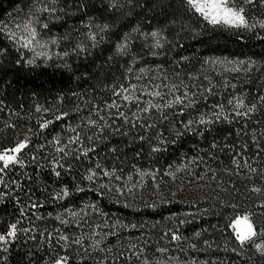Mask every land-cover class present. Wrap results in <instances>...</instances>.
<instances>
[{
  "label": "trees",
  "instance_id": "16d2710c",
  "mask_svg": "<svg viewBox=\"0 0 264 264\" xmlns=\"http://www.w3.org/2000/svg\"><path fill=\"white\" fill-rule=\"evenodd\" d=\"M79 2L58 0L55 6L64 9L57 12L60 19H49L50 31L42 30L45 40L71 37L43 50L52 55L51 60L40 57L33 65L24 61L17 64L19 52L0 33V49L5 50L0 56V150L14 146L29 129L33 132L29 149L22 157L24 166L16 165L5 174L9 187L0 185L3 191L11 188L13 197L19 196L20 200L18 204L8 197L0 203V232L17 220L21 221L20 228L36 229L18 235L10 252L3 254L8 257L7 264H21L28 251L34 254L37 264H43L41 257L57 254L68 255L69 264H140L130 250L133 245L135 250L146 249L153 261L171 257L172 264L190 260L264 264L254 247L239 248L228 227L235 215L251 213L257 228L264 229V214L257 207L264 193L250 191L254 186L264 188V177L256 174L248 178L247 169L238 175L232 163L233 153L241 152L237 157L241 162L246 159L253 167L264 169V151L257 149V144L264 149V105L258 104V111L248 121L234 118L231 124L217 122L209 126L194 124L192 130L184 128L188 120L210 114L217 104L223 103L231 112L228 100L233 97L253 103L264 95V40L256 35H264V31L214 29L188 11L183 0H133L131 4L119 0L122 7L115 11L109 9L108 0H84L86 10L77 9ZM240 3L237 0L238 6ZM34 4L35 0H0V23L12 28L23 24ZM246 12L249 18H264V6L258 0L246 6ZM90 17L95 23L112 26L96 48L83 34L86 30L82 21ZM154 30L164 38L160 49L154 48L155 42L146 35ZM125 34L132 38L127 51L119 53L116 46ZM78 41L88 43V53L72 51ZM65 51L69 55L63 59L56 55ZM25 55L32 58L27 50ZM214 59L233 63H205ZM240 60L254 61L255 66L236 63ZM141 68L145 69L143 73ZM181 81L190 93H195L197 101L182 114L183 105H163L174 95H183L185 87L180 86L174 94L161 87L163 98L147 94L156 90L155 84L181 85ZM210 84L215 86L212 95L203 92ZM232 84L236 87L232 88ZM130 85L137 88L133 90ZM121 86L129 87L124 94L133 96L132 100L113 95V89L119 91ZM113 101L118 108L107 107ZM149 101L161 107L141 111ZM37 105L49 111L37 113ZM63 112L68 116L55 120ZM118 112H124L128 122ZM45 120L53 122L40 132L38 122ZM89 120H96V127H91ZM73 128L83 142L82 146H72L77 154L82 147H94L95 151L89 152L87 158L66 157L61 163L71 164V168L58 169L62 175L57 178L49 164L57 155L56 146L49 142L58 138L60 146L67 145L69 137L74 136ZM161 138L165 143L160 144ZM41 144L43 149L37 147ZM245 145L247 151H243ZM154 146L162 150L153 152ZM33 155L37 161L32 160ZM89 170L96 171L92 181L84 179ZM104 171L114 175L105 176ZM12 180L20 183L19 190ZM77 186L84 191H77ZM65 187L70 195L54 199ZM33 202L43 207L31 208ZM21 207L25 209L24 217L20 215ZM57 216L68 223L61 224ZM170 230L183 239L170 242V234L165 235ZM48 232L53 233L51 241ZM197 232L201 233L199 237ZM60 234L69 237L67 248L62 247L65 242L57 243ZM78 238L81 245L71 243ZM205 240L212 244L211 249L206 248ZM191 244L199 250L191 249ZM158 247H167L169 252L161 257L155 251Z\"/></svg>",
  "mask_w": 264,
  "mask_h": 264
},
{
  "label": "snow or ice",
  "instance_id": "6c2138e0",
  "mask_svg": "<svg viewBox=\"0 0 264 264\" xmlns=\"http://www.w3.org/2000/svg\"><path fill=\"white\" fill-rule=\"evenodd\" d=\"M133 0H128V3L131 4ZM259 4L261 6H264V0H258ZM58 0H35L34 7L30 10V13L26 16L23 24L17 23L15 25V28L10 27L8 24L0 23V33H3L5 37L13 44V46L16 48V50L19 52L21 59L17 60V64H20L21 61L26 62L28 65H33L36 63V60L40 57H43L45 60H51L52 55L48 51H43L44 49H47L49 44L51 45H58L60 42V39H71V37H50L49 39L45 40L43 37L46 34L42 30H48L49 28V19H60V17L57 15V12H63V8H57L55 5H57ZM183 3L186 7V9L190 12H192L194 15L201 18L206 25L211 26L212 28H222L225 30L228 29H235L237 31L244 30L249 33H252L256 29H260L261 31H264V18L260 17H252L249 18L246 12V6L248 5H254L257 3V0H241V3L239 6L237 5V0H183ZM78 10H86L88 5L84 3V0H80V2L77 4ZM108 7L109 9L115 11L119 10V8L122 7V5L119 3V0H108ZM45 14H47L45 16ZM86 14V13H85ZM82 27L86 31L83 33L85 40L87 42H90V45L92 48H96L99 43H101L107 33L111 30V25L104 23V24H98L94 22L93 18H89L87 22L82 21ZM134 31H139L138 29H134ZM19 33V34H18ZM147 36H150L151 39L155 42L153 44V47L156 49H160L163 47V36L162 33L159 30H154L148 34ZM258 39L264 40V35H261L260 32L256 33ZM132 37L130 34H125V36L122 39V42L117 43V52L124 53L127 51L129 46V40ZM37 49H41L42 51H38ZM25 50L32 53V58H28L25 55ZM72 51L79 54V53H88L89 51V45L88 43H85V41H78L74 47L72 48ZM5 53L4 49H0V56H3ZM56 55L63 59V57H66L69 55L68 52H57ZM152 55H159L158 52H153ZM182 59L187 60V57H183ZM233 63L231 60H225L221 61L219 59L214 60H206L205 63ZM236 63L240 65H244L245 63L248 64V67H254L255 62L254 61H244L240 60ZM159 67V66H157ZM238 70V69H236ZM129 72H131V68L128 69ZM145 71L144 68L140 69V72L143 73ZM179 76V73L176 74ZM166 79V77H165ZM183 86L185 87V91L183 95H174V99L167 101L163 107L164 108H171L173 105H183V108L181 109V114L183 113L184 109L193 107L197 101L193 97L195 96V93H190L187 90V85H183V81H181V85H177L175 83L172 84H155L153 87L156 90H149L147 91V94L152 97H161L163 98L162 92L159 90L161 87L168 88L169 93H175L179 90V87ZM229 85L226 84L225 87H228ZM215 86L211 85L208 88L203 89L204 93H207L208 95H212L213 88ZM232 88H235L236 85L232 84ZM130 88L135 90L137 88L136 85H130ZM129 92V87L121 86V89L117 91L116 89H113V95L117 97H122L124 101H129L133 99V96L126 95L124 93ZM144 94V93H141ZM207 99V97H204ZM135 99H139V97H136ZM185 100H187V103H185ZM3 101H0V104H2ZM258 104L264 105V95H260L258 97V102L253 103H246L245 99L240 96L233 97L232 99L228 100V106L231 107L232 111L228 112L225 109V105L223 103L217 104L214 106L212 112L210 114H201L198 120H188L186 124H184V128L186 130H192V126L195 125H203V126H209L217 122H227L229 124L233 123L234 118H240L242 120L248 121L252 118L253 114L258 111ZM108 108H118V104L116 101H113L112 103L107 105ZM161 106L159 104L152 103L151 101L148 102V106L140 109L143 112H148L150 108H157L159 109ZM36 112H48L49 109L42 108V106L37 105L36 106ZM97 114H99V109L97 108ZM118 115L121 118H125V122L127 121V118L125 117L124 112H118ZM68 113L63 112L59 115L55 116V120H62L64 117H67ZM101 120L104 119L103 116L100 117ZM52 120H45L43 122H38V127L40 132H43V130L47 129L48 126L52 123ZM89 125L91 127H96L97 121L96 120H89ZM8 127H14V125H7ZM143 126V125H141ZM246 126V125H245ZM135 127V125H133ZM147 127H152V125H148ZM71 131L74 133V136L69 137L68 144L64 146L61 145V141L58 138H54L49 143L54 144L55 152L57 153L56 156H53L49 160L50 169L52 174H54L57 178L61 177L62 173L58 169H70L71 164H65L61 163V161L65 160L66 157L72 155L75 156L76 159H80L81 157H88L89 152L95 151L94 147H82V150H79V154H77V149L75 146L77 144L83 145V142L81 140L80 134L77 132L76 129H71ZM100 131H103V126H101ZM33 134L32 129L28 130V133L25 134L23 139H19L14 146L10 148H4L0 150V185H3L4 187H9L8 182H6L4 176L8 172L9 169L15 167L16 165H19L21 167L24 166V161L22 159L23 155L25 154V150L29 149V145L31 143V135ZM39 134V133H37ZM179 135V133H178ZM89 140H92V137H88ZM143 139V137H141ZM255 136H253V140L255 141ZM165 143V141L161 138L160 144ZM39 149H43L44 145H38ZM213 148L217 147V145L214 143L212 145ZM258 151H264V149L260 148V145L257 144ZM162 149L159 146H154L152 148L153 152H160ZM243 151H247V145H245ZM241 152H235L233 153V159L232 163L238 169L239 171L237 174L239 175L240 172L247 169L248 178H251L253 175L259 174L260 176L264 177V169H257L256 167H253L248 160H241L237 159V157L241 156ZM33 161H37V156H32ZM43 167V165H41ZM97 168H99V165H97ZM90 174L86 175L84 179L88 181H92L93 178L96 176V171L89 170ZM103 175L105 176H113L114 173L104 171ZM116 179H120V177H115ZM215 178V176L213 177ZM203 179V177H201ZM11 184L15 185V188L19 190L21 188V185L18 181L12 180ZM101 188L107 187V185H100ZM77 191H84L83 188H80L77 186ZM120 189H117V192H119ZM253 193H264V188L261 187H252L250 189ZM70 195V192L67 187L62 188L60 192L56 194L54 199L61 200L67 196ZM8 197H13V190L9 188L8 191L0 190V203H3L5 199ZM16 202L19 204V196L13 197ZM31 208H38L43 207L42 204L33 202L30 205ZM259 209L262 210V214H264V200H262L259 205H257ZM233 209L238 208V205H232ZM20 215L21 217L25 216V209L24 207L20 208ZM72 215H75V213H72ZM42 217L37 216V219H41ZM56 219L60 221L61 224H67L68 221L64 220L62 217L57 216ZM21 221L17 220L14 223H9L7 226V230L5 232H0V264H7L8 257L7 255H3L4 253H9L11 245L14 241L18 239V235L23 233H28L29 231H36V229H29V228H20ZM181 223H184V221H181ZM135 227V225L133 226ZM228 227L231 228L232 236L234 237L235 243L239 246L240 249H244L246 246L254 247L255 252L262 258H264V244L256 243V238L264 239V229H258L255 221L252 219L251 213H245L243 215H235L233 218L230 219V222L228 224ZM60 230L57 229L56 232H59ZM170 234V242H178L182 240V236L178 235L176 231H171L170 233H166L165 235ZM41 237L45 236V233H40ZM201 233L197 232L196 236L199 237ZM32 239H35V237H31ZM47 238L49 241L53 239V233L48 232ZM163 238V237H162ZM57 243L60 241L65 242L62 247L67 248L69 245V237L60 234L58 237H56ZM71 243H74L76 245H81V239H75L72 240ZM97 244L99 241L96 242ZM204 245L207 249L212 248V244L208 241H204ZM191 249L193 250H199L197 248L196 244L190 245ZM136 246H132V254L136 256V259L140 262V264H172V258L169 257L168 259H162L157 258L155 261L150 259L146 255V249L140 248L138 250H135ZM225 251L228 249L225 248ZM234 253L237 255H240V253L237 251L236 248L231 249ZM157 253H160V256L163 257L165 253L169 252V249L167 247H158L155 250ZM86 258V257H85ZM41 260L43 261V264H69V256L68 255H59L57 254L55 257H49V258H43L41 257ZM21 264H37V261L34 257V254L31 251H28L24 253V255L21 258ZM103 264V262H101ZM185 264H207V262H201L197 260H190L185 262Z\"/></svg>",
  "mask_w": 264,
  "mask_h": 264
},
{
  "label": "rangeland",
  "instance_id": "374dc122",
  "mask_svg": "<svg viewBox=\"0 0 264 264\" xmlns=\"http://www.w3.org/2000/svg\"><path fill=\"white\" fill-rule=\"evenodd\" d=\"M256 243H261V244H264V239H261V238H256Z\"/></svg>",
  "mask_w": 264,
  "mask_h": 264
}]
</instances>
